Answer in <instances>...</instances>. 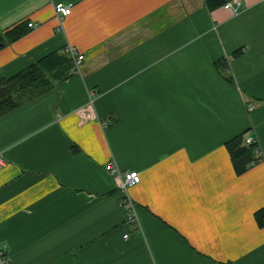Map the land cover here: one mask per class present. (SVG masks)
<instances>
[{"label":"crops","instance_id":"obj_1","mask_svg":"<svg viewBox=\"0 0 264 264\" xmlns=\"http://www.w3.org/2000/svg\"><path fill=\"white\" fill-rule=\"evenodd\" d=\"M22 23L0 80L68 46L85 62L0 117L9 264H264V0H0V33ZM241 134L263 156L237 174ZM111 164L141 176L134 223Z\"/></svg>","mask_w":264,"mask_h":264},{"label":"trees","instance_id":"obj_2","mask_svg":"<svg viewBox=\"0 0 264 264\" xmlns=\"http://www.w3.org/2000/svg\"><path fill=\"white\" fill-rule=\"evenodd\" d=\"M212 9L232 0H205ZM29 23H22L0 33V50L27 34ZM68 55L51 54L9 79L0 80V117L42 96L56 83L67 79L73 67ZM246 134H241L226 143L237 174H244L261 157L256 154L257 144L246 143ZM259 226L264 227V208L256 213Z\"/></svg>","mask_w":264,"mask_h":264},{"label":"built area","instance_id":"obj_3","mask_svg":"<svg viewBox=\"0 0 264 264\" xmlns=\"http://www.w3.org/2000/svg\"><path fill=\"white\" fill-rule=\"evenodd\" d=\"M240 0H232L229 1L225 4V8L227 9H233V4L238 3L239 4ZM73 7L74 5L72 3H57L55 4V14L57 17V20L59 22L60 27L62 28L63 26V21L66 17L71 15L73 12ZM35 24L29 23V27H34ZM67 54L73 59L74 62V68L73 71L77 72L81 69L82 65L85 62V56L79 52L75 47L73 46H68L66 50ZM253 107H250V110ZM246 143L251 144V143H256L257 149H256V154L259 157L263 156L262 149L259 145V142L255 137H247L246 138ZM5 166L3 157L0 156V167ZM111 172L116 176V180L118 183L119 188L123 192V200H122V205L127 211H129L128 223H134L137 220V215H136V207L133 201L130 199L127 189L130 186L137 185L141 182V176L137 171H130V172H121L118 168H116L113 164L109 166ZM125 238H128V235H125ZM0 264H9V260L7 258V252H6V246L0 247Z\"/></svg>","mask_w":264,"mask_h":264}]
</instances>
